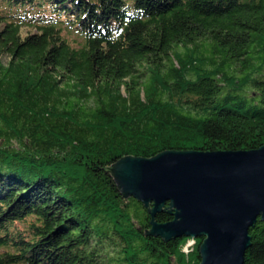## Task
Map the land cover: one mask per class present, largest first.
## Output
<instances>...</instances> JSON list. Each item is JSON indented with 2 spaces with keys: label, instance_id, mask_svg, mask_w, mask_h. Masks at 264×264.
<instances>
[{
  "label": "trees",
  "instance_id": "trees-1",
  "mask_svg": "<svg viewBox=\"0 0 264 264\" xmlns=\"http://www.w3.org/2000/svg\"><path fill=\"white\" fill-rule=\"evenodd\" d=\"M0 27L25 103L0 143V264H200L204 237L146 235L104 168L264 145V0H0ZM250 236L244 264H264V220Z\"/></svg>",
  "mask_w": 264,
  "mask_h": 264
},
{
  "label": "water",
  "instance_id": "water-1",
  "mask_svg": "<svg viewBox=\"0 0 264 264\" xmlns=\"http://www.w3.org/2000/svg\"><path fill=\"white\" fill-rule=\"evenodd\" d=\"M104 168L122 191L151 213L150 231L167 242L204 237L200 264H244L250 228L264 220V145L250 150H166L125 156ZM167 203L170 205L168 206ZM152 205L151 208L149 206ZM168 211L173 219L155 220Z\"/></svg>",
  "mask_w": 264,
  "mask_h": 264
},
{
  "label": "rangeland",
  "instance_id": "rangeland-1",
  "mask_svg": "<svg viewBox=\"0 0 264 264\" xmlns=\"http://www.w3.org/2000/svg\"><path fill=\"white\" fill-rule=\"evenodd\" d=\"M68 37L69 39H72V41H74L75 38V42H77L78 40L76 36L73 38L72 35H68ZM176 51L178 53L180 51H184L186 54H188L189 52V50L183 46L181 48H178ZM198 54L199 53L195 55L197 56ZM3 61L7 62L8 60L6 58H3ZM1 78H2V74L0 73V80ZM3 79L5 80V78ZM10 92L11 91L8 89L7 82H0V143H2V141H4L5 143H9L10 138L8 137V135L10 134L7 132L8 129H11L12 127H18V128L21 127L17 124L16 118L18 116V113L22 114L21 109H23V105L25 103L24 101L21 100L20 102H18L19 104H21V106L15 107V105L12 104L8 99V94H10ZM15 98L13 100L17 101V98L16 100ZM195 244H196L195 238H190L184 247V251L187 254H189V252L193 250Z\"/></svg>",
  "mask_w": 264,
  "mask_h": 264
}]
</instances>
